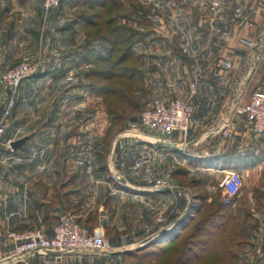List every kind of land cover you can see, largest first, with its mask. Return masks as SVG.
<instances>
[{"label": "crops", "instance_id": "0c3cea01", "mask_svg": "<svg viewBox=\"0 0 264 264\" xmlns=\"http://www.w3.org/2000/svg\"><path fill=\"white\" fill-rule=\"evenodd\" d=\"M35 6L41 11V0H0V42L8 46H4L3 57L10 55L12 47L13 51L20 50L17 44L28 43L32 36L37 42L41 18ZM93 9L84 1L63 0L56 10L57 19L67 16L59 26L61 36L57 39L64 43L66 36L73 42V65L59 68L61 76L82 67L78 59L87 39L81 16L83 12L92 14ZM149 11L148 21L143 23L142 10L135 21L142 33L143 27L148 28L133 45L138 62L135 93L145 96V107L153 98L190 101L193 109L188 131H176L163 142H158L152 132L126 131L115 137L113 161L109 157L108 164H101L94 159L99 137L96 132H63V126L58 125L54 131L49 130L59 116H42L39 131H26L29 119L20 116L22 103H18L8 133L0 139V264H128L126 259L116 258L119 254L92 252L14 257V245L7 234L38 228L51 236L58 218L70 213L90 228L101 226L106 236L109 206L116 197L120 198L121 211L128 202L141 205L138 216L144 221L147 208L157 214L161 199L174 196L173 188L182 192V215H186L193 201L211 200L193 185L196 180L192 176L213 172L225 175L228 170L240 172L243 187L247 177L252 183L261 182L262 191L257 196L253 189L240 194L241 189L230 205L222 204L231 206L232 220L237 224L233 228L238 252L235 264H264V223H257L264 220V133L254 134L247 117L233 112L234 105L246 101L251 92L264 93V0H159ZM249 41L254 45L249 46ZM97 43V39L89 40V44ZM16 56L11 55L13 61ZM224 129L227 135H223ZM36 137L45 141L39 147ZM81 138L87 141L82 146ZM48 139L55 140V148ZM17 140L23 141L12 147ZM65 140L70 153L67 161H60ZM112 166L125 183L113 176ZM181 170L185 182L188 180L183 187L159 182ZM256 203L263 207L262 213L254 210ZM171 210L169 227H163L162 233L172 231L182 217L174 208ZM148 231L141 232L147 236L151 234ZM108 240L112 250L129 249ZM180 262L187 264L185 260Z\"/></svg>", "mask_w": 264, "mask_h": 264}, {"label": "rangeland", "instance_id": "374dc122", "mask_svg": "<svg viewBox=\"0 0 264 264\" xmlns=\"http://www.w3.org/2000/svg\"><path fill=\"white\" fill-rule=\"evenodd\" d=\"M157 1L159 0H118L117 2L120 6L116 9V12H122L123 16H126L121 18L119 23L128 27V30L125 27L123 30L118 31L119 36H130L131 41L136 39L138 34L130 29L133 28L135 30L137 28L135 21L136 17L139 16L135 8L144 12L143 23H145L148 21V13H150L151 6ZM141 3H144V5L141 6ZM35 12L41 18L37 42H35L34 36H32V39L28 43L17 44L20 50L17 51L15 49L13 51V47L11 51L7 49L10 55L8 56L6 53L5 57H3L4 46L7 48L8 46L0 42V60L4 59V61H0V72L12 68L22 61L35 64L38 68L33 76L25 79L17 88L0 83V119L3 117L9 100H14V107L7 117L0 139L8 133L10 118L16 109V105L22 103L20 116H26L29 119L24 130L39 131L40 117L48 116L54 118L55 116H59L60 118L56 121L57 123L51 124L53 127L49 130L54 131L58 125L63 126L61 129L63 132H75L77 130L78 132H96L99 137L95 140L97 142V155L94 159L101 164H108L111 142L116 136L126 133V131L133 132L134 127H130L128 123L137 124L139 114L144 109L145 106L143 104L147 99L143 95L136 96V93H134V96L128 102H121L115 96L111 97V95H108L104 97L102 94L98 95L94 86L96 84L110 85L111 82L102 80L98 76L84 75L85 72L92 70L94 67L109 68L110 63L121 53L120 51L111 57L110 63L94 61V63L87 65L81 62L80 65L82 67L79 71H74L73 73L67 71L66 74L61 76L58 71L59 68L70 69L73 65L70 51L73 42L66 36L67 41L64 43L59 42L57 39V37L61 36L59 35V26L67 19V16H60L57 19L56 9H54L45 23L41 11L37 6H35ZM68 12L70 13V11ZM142 29L146 31L148 28L143 27ZM124 46L125 44H122L119 48L123 50ZM13 53L15 56H19H16L14 61L13 57H11ZM137 65L138 62L135 61L126 63L124 66ZM249 92L250 90L246 91V94ZM77 124L79 125L78 127H76ZM35 141L33 142L39 147L41 141L44 140L36 137ZM85 142H87L86 139L83 140L81 138L80 145L82 146V143ZM48 143H52L53 148H55V140L48 139ZM66 143L67 141L65 140L63 146L64 152L60 157V161H67L66 158L69 156L67 154L70 152L69 148L65 146ZM79 151L83 153L81 150ZM118 160L120 161L119 157ZM105 176H107L106 173ZM224 178L225 175L218 172L211 174L197 173V175H193L192 180H196L193 181V185L197 187L198 191L203 192L206 196H210L211 200L201 203L193 201L191 211L185 213L186 215H182L184 206L182 192L175 188H173L175 190L173 192L174 196L166 201L165 199H161L157 214H155L156 210L150 209L147 206L146 212L148 218L144 221H140V217L138 216L141 214V205L128 202L127 208L121 211L120 198L119 196L116 197V201H114L112 207L109 206V219H107V225L105 226L106 237L112 241L113 245L122 243L124 244L123 248L131 250V255L119 254L116 258L126 259L129 262L128 264H178V261L181 263L180 259H187V250L188 247H191V259L190 263L188 262L187 264H235L238 252L236 246H234L236 238L233 234V228H236L237 224L232 220L231 206H223L220 203V198L223 194ZM159 182H166L168 186L174 185L178 188V186L183 187L185 183H188V180L186 179L185 182V176L181 170L177 173L175 172V174L164 176V179H160ZM245 182L240 194H247L248 190L253 189L255 195H261V182L260 184L252 183L250 177H247ZM130 191L133 190L130 189ZM114 194L124 196L123 193L117 191ZM172 208L177 210L176 213L180 212L179 214L182 217L175 224V233L169 235L171 231L169 233H162L160 230L165 226L169 227L167 222L168 218L171 217L170 214L173 213ZM262 209L263 207L260 203L255 204V211H261L258 213H262ZM168 210H170L169 215ZM77 221L79 220L77 219ZM257 223L263 224L264 220H257ZM198 224L201 226L200 229H197ZM124 225L125 228L121 229ZM157 227L160 228L159 231H157ZM147 230H149L147 234H151L144 236L146 233L142 234L141 231ZM146 238L148 239L143 244ZM113 249L122 248L117 247ZM184 251H186L185 255H183Z\"/></svg>", "mask_w": 264, "mask_h": 264}, {"label": "built area", "instance_id": "2783aa9c", "mask_svg": "<svg viewBox=\"0 0 264 264\" xmlns=\"http://www.w3.org/2000/svg\"><path fill=\"white\" fill-rule=\"evenodd\" d=\"M60 0H41V12L46 23L51 12L59 6ZM253 46V42H248ZM35 64L27 61L17 63L12 68L0 74V83L17 88L25 79L37 72ZM191 93H195V85L190 84ZM14 107V100L10 99L3 117L0 119V137L3 134L7 117ZM192 104L188 100L178 97L171 99L153 98L150 104L142 109L138 123L133 132L144 131L156 134V140L163 142L174 132L188 131L192 117ZM233 112L243 114L250 122L254 134L264 133V93L251 92L246 101H239L233 107ZM223 135H227L226 129ZM243 187V177L237 170H228L223 180L224 194L222 203L230 205ZM7 240L13 243L12 256L20 257L33 253L55 252L57 256L65 252H93L111 250L112 246L106 238L103 228H90L70 213H63L52 227L51 236H46L38 228L23 232L11 231Z\"/></svg>", "mask_w": 264, "mask_h": 264}, {"label": "trees", "instance_id": "16d2710c", "mask_svg": "<svg viewBox=\"0 0 264 264\" xmlns=\"http://www.w3.org/2000/svg\"><path fill=\"white\" fill-rule=\"evenodd\" d=\"M84 3L88 4L92 10V14L83 12L81 19L84 23L85 33L84 36L87 39V43L83 46V51L80 53L78 61L79 63L89 64L97 62H108L111 61V57L117 52H121L119 56L110 63L109 68H92L84 73L88 76H98L105 81H110V85H97L94 86L98 95L102 94L104 97L108 95L115 96L122 101H129L134 96L137 90V66H124L126 63L137 62L136 55L133 51L134 43L142 37L145 33H142L139 29H132L138 34V37L131 41L129 37L119 36L118 31L123 30L126 25L120 24L119 21L123 16L122 12H116L119 8L118 0H83ZM63 0H60L59 8ZM56 8V10H57ZM136 12L140 9L135 8ZM126 27L125 29H127ZM128 30V29H127ZM140 31V32H139ZM133 34V33H132ZM97 39L99 43L89 44V40ZM125 44L123 50L119 47ZM136 89V90H135ZM223 204V203H222ZM208 219V218H205ZM198 224L197 229H200ZM175 228L169 233H175ZM200 240V238H199ZM191 247L187 250V260L182 258L186 263L191 259ZM184 251V254L185 255ZM131 251L121 253V255H131ZM180 259L181 261H183ZM178 264H183V262Z\"/></svg>", "mask_w": 264, "mask_h": 264}, {"label": "water", "instance_id": "95a60500", "mask_svg": "<svg viewBox=\"0 0 264 264\" xmlns=\"http://www.w3.org/2000/svg\"><path fill=\"white\" fill-rule=\"evenodd\" d=\"M130 127H135L136 124H129ZM120 135L117 136V138H119ZM116 138L113 140L111 147H110V152H109V157L110 160L113 161V147H114V143H115ZM23 140H17L11 143V146L16 148L17 146H19L21 144ZM111 172L113 174V176L119 180L122 183H125L124 178L120 177L118 172L114 169V166L111 167ZM125 252H129V249H118V250H103V251H93L92 253H102V254H120V253H125Z\"/></svg>", "mask_w": 264, "mask_h": 264}]
</instances>
